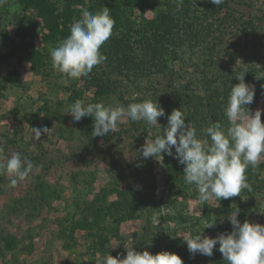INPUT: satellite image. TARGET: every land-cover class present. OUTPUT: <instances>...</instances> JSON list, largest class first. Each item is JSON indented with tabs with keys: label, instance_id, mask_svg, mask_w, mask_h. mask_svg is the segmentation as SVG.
Returning <instances> with one entry per match:
<instances>
[{
	"label": "rangeland",
	"instance_id": "374dc122",
	"mask_svg": "<svg viewBox=\"0 0 264 264\" xmlns=\"http://www.w3.org/2000/svg\"><path fill=\"white\" fill-rule=\"evenodd\" d=\"M127 1L133 3L132 19L139 17L136 20L140 23L155 20L168 6L172 9L169 2L180 7L183 12L180 28L201 44L195 51L189 50L183 56L185 60L170 62L171 56L165 53L158 57L156 62H164L171 77L168 86L167 78L152 75L155 72L152 67L151 71L147 68L138 74L137 82L135 74H130L119 95L102 98H94L93 88L74 92L70 83L66 86L58 72L48 67L52 66L48 59L47 68L41 59L35 71L26 55V50L31 49L29 42L39 49L46 46L42 51L49 54L50 61L49 49L54 47L43 43L42 21L33 10L23 9L17 0H7L0 7V146L4 148L0 162L20 152L37 166L14 188L8 186L11 177L0 176V264H99L108 252L124 258L129 247L153 255L165 250L173 252L184 264H223L227 261L210 263L208 256L190 254L181 236L192 232L194 236L214 237L227 224L232 227L229 214L221 211L223 206L238 207L237 219L241 223L248 220L264 225V188L255 187L259 184L257 179L264 183V160L258 168L247 169V182L252 190H242L241 196L200 202L194 186L188 193L186 190L175 197V201L166 202L175 184L168 175L169 159L163 154L145 159L138 152L146 142L161 135L158 125L153 127L125 117L108 135L92 137V117L73 122L71 114L66 113L76 100L85 105L100 102L105 106L127 107L140 97L153 101L171 85L190 87L195 82L191 87H200L196 66L205 69L201 63L205 60L209 63L208 47L218 39L222 43L217 62L222 72L237 70L241 75L249 70L254 76L244 80L254 86L255 78H260L261 86H255L249 111L254 114L260 109L263 123L264 0H223L218 6L209 0H145L143 11L139 1L144 0ZM172 10L176 13L177 9ZM119 21L123 23V17ZM139 25L137 28L143 32ZM122 33L123 29L116 26L107 42L121 38ZM139 57L151 59L149 55ZM102 65L94 66L93 70ZM238 83L237 80L233 85ZM82 85L80 81L77 86ZM226 103L222 104L223 110ZM166 121V115L158 118L160 125ZM32 128L49 131L35 140ZM137 161L145 179L153 181L152 189L143 188L146 180L140 183L130 177L136 173L133 167ZM148 167L151 176L146 172ZM128 188L149 191L148 198L143 200L146 193L141 192L127 196V204L119 192H127ZM77 202L83 207L93 202L101 210V219L98 218L99 224L93 226L96 228L93 231L80 227ZM129 203L135 207H129ZM214 221L213 227L206 228ZM10 235L15 237L11 245L7 241ZM218 248L219 245L217 251Z\"/></svg>",
	"mask_w": 264,
	"mask_h": 264
},
{
	"label": "clouds",
	"instance_id": "9594fccd",
	"mask_svg": "<svg viewBox=\"0 0 264 264\" xmlns=\"http://www.w3.org/2000/svg\"><path fill=\"white\" fill-rule=\"evenodd\" d=\"M7 0H0V7ZM218 6L223 0H209ZM111 10L103 7L101 11L90 12L83 8L81 17L70 25V33L56 47L49 49L52 68L61 74L62 82L67 86L72 80L87 77L94 66L102 64L107 57L101 53V47L113 34L115 20ZM245 73L236 76L238 84L231 90L224 108L228 126L221 122L210 123L202 129L207 139L197 135V129L186 125L185 114L181 109H174L167 116V126L162 135H157L151 142H146L139 154L147 159L162 153L174 155L179 164L184 166L183 179L188 185H194L200 202L211 199L221 200L241 196L242 190L251 191L247 182V169H256L264 160V123L261 110L250 113L246 105L254 101L255 86L245 83ZM71 114L73 122L84 117L93 118L92 137H103L117 128L124 118L132 121H144L150 126H159L158 118L165 116V110L157 100L145 99L142 102L130 103L127 107L105 106L103 103L84 104L76 100L66 112ZM33 129L35 140L48 128ZM175 148V154H173ZM4 152L0 146V154ZM33 161L14 152L0 162V176L11 177L9 187H16L25 181L33 169ZM240 209L232 212L228 220L232 225L231 232H224L215 237L197 234L181 236L186 242L190 254L199 253L211 257L214 248L219 245V252L227 264H264V225L245 220L241 223L237 217ZM215 221L207 224L213 227ZM124 258L112 256L109 252L99 264H184L182 258L173 252L161 251L155 255L145 250L139 252L133 247L126 248Z\"/></svg>",
	"mask_w": 264,
	"mask_h": 264
},
{
	"label": "trees",
	"instance_id": "16d2710c",
	"mask_svg": "<svg viewBox=\"0 0 264 264\" xmlns=\"http://www.w3.org/2000/svg\"><path fill=\"white\" fill-rule=\"evenodd\" d=\"M17 1L23 9L33 10L36 16L40 18L45 29L42 33L43 43H49L54 47H56L60 41L69 35L70 25L74 22V20H78L81 17L83 8H87L93 13L101 11L103 7H108L111 10L110 14L115 20L114 28L118 26V29H123L121 38H112L109 43L106 42L101 47L100 51L107 57V59L103 62L102 66L97 68L98 70H92L87 77H81L78 80H72L70 82L75 90L74 92H76V90L82 92L83 90L93 88L94 96H96L94 98L104 95H119L120 89H122L121 85H123L124 90L126 86L125 81L129 78L130 74H135L134 80L137 82L139 79L138 74L146 72L147 68L151 71L152 67H154L155 70L152 75L157 74L161 78H167V82H169L167 84L168 86L170 81H172L171 77L166 73L164 62H156L157 59H159L158 57L165 53L168 56H171L170 62L185 60L183 56L189 52V50L195 51L201 44V41H196L195 38H191L189 32H184L183 29L180 28V15L183 12H181L180 7H176L171 2H169V4L172 9H177L176 13H174V11L168 6L167 10L165 12H161L155 20L140 23L136 20L139 17L134 20L132 19L131 9H133V3L127 0ZM146 4L147 2H145V0L139 1L141 11H143ZM214 13V10L213 12L211 11V16H214ZM209 14L207 16H209ZM121 17H123V23L119 21ZM138 25L143 28V32L137 28ZM18 28L21 29V26L18 25ZM207 39V42L209 43V38ZM214 41L215 42H212V44L208 47L211 52V55L208 56L209 63H206V60L201 63L205 66V69L203 67H199V64L196 66L199 70V77L197 81H199L200 87L197 85L191 87L195 82L191 83L190 87L182 86V84H179L180 87L171 85L167 90L162 91L160 96L153 98V101L155 102L157 100L159 105L165 110L166 116L170 115L174 109H181L186 117V125L190 122V126L197 129L198 137L204 136L202 134V128H206L210 123L214 122L218 118H220L219 121L222 125L227 128L228 121L224 115L222 104L227 102L231 86H233V83L237 81V70H231L229 72H222L220 70L221 67H219L217 58L219 56L218 53L221 50L222 42L218 39ZM29 44L31 49L29 48L26 50V55L33 64V67H35V71L36 68L39 67L41 59L44 66L46 59H48V62H51L49 60V54L42 51L46 49V46L39 49L34 47L32 43L29 42ZM121 49H123V51H121ZM121 52H123V55H120ZM140 55H149L151 56V59L147 60L146 58H141L139 57ZM169 67L170 66L168 65V68ZM45 68H47V66H45ZM52 70L53 69H51V71ZM243 73H245L244 77L248 79L253 78L254 76L253 74L251 75V71L249 70H246V72L243 71ZM58 74V76H61L59 72ZM14 76L15 79H19V73H14ZM259 79L260 78H255V86H261L258 83ZM134 80L131 81L135 82ZM80 81H82L83 85L78 88L77 85ZM143 99L145 98H137L132 103L142 102ZM251 105H246L245 107L249 109ZM166 126L167 121L161 123V135L163 134V130ZM132 145L135 146L134 143H132ZM162 154L170 161V164H168V175L170 176V179L173 180V184L175 183L170 193L171 198H166L165 200L166 202H173L175 201V197L184 194L186 190V193H188L192 187L194 189V185H188L184 182V166L179 164L178 160L174 158V155L170 156L166 153ZM173 154H175V148H173ZM134 163L135 166L133 168L136 170V173L134 175H130V177L140 183L146 180L143 182V188L146 190H149L148 188L152 189V186L154 185L153 181L150 183L149 180L145 179L142 174L143 171L141 170L140 161ZM139 171L141 174H139ZM146 172L149 176H151V169L149 167L146 169ZM256 182H259V184L255 186L256 189L262 190L264 188V183L258 179ZM141 192L128 188L127 192L123 191L122 193L119 192V194L120 197L123 195V201L128 204L126 199L127 196H135V194H140ZM142 193H146V195H143L142 199H147L149 191H144ZM149 202H152V200ZM79 203L80 202H77L76 207L78 208L77 214L80 216L78 219V222L81 224L80 227L93 231L96 229L93 226L99 224L98 218L101 219V210L96 207L93 202H90V206L86 205V207L81 206ZM133 204L134 203H129V207L134 208L135 206ZM237 208L238 207L223 206L221 211L223 210L225 214H230L236 211ZM231 230L232 227L227 224V226L220 229L219 232H231ZM190 235L194 236V233L191 232ZM7 241L11 245L15 242V237L10 235L7 237ZM215 249L216 248H214L213 255L208 257L209 262H223L224 259H222V254L219 250L217 251V249ZM223 264L227 263L223 262Z\"/></svg>",
	"mask_w": 264,
	"mask_h": 264
}]
</instances>
